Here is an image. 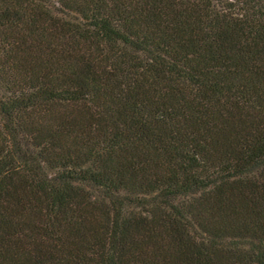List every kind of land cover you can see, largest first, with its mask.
<instances>
[{"label": "trees", "instance_id": "16d2710c", "mask_svg": "<svg viewBox=\"0 0 264 264\" xmlns=\"http://www.w3.org/2000/svg\"><path fill=\"white\" fill-rule=\"evenodd\" d=\"M0 264H264V0H0Z\"/></svg>", "mask_w": 264, "mask_h": 264}]
</instances>
